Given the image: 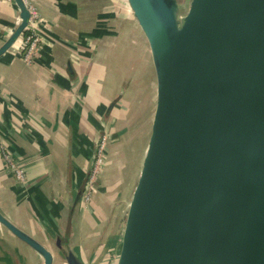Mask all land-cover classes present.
Instances as JSON below:
<instances>
[{
  "label": "water",
  "instance_id": "water-1",
  "mask_svg": "<svg viewBox=\"0 0 264 264\" xmlns=\"http://www.w3.org/2000/svg\"><path fill=\"white\" fill-rule=\"evenodd\" d=\"M14 1L21 24L0 57L30 24L25 0ZM128 2L150 47L155 98L103 264H264V0ZM0 224L54 263L1 211ZM68 230L57 237L66 264H87Z\"/></svg>",
  "mask_w": 264,
  "mask_h": 264
},
{
  "label": "crops",
  "instance_id": "crops-1",
  "mask_svg": "<svg viewBox=\"0 0 264 264\" xmlns=\"http://www.w3.org/2000/svg\"><path fill=\"white\" fill-rule=\"evenodd\" d=\"M29 3L39 19L35 56L26 61L28 45L23 37L31 34L26 30L20 43L0 57V211L51 250L53 264L58 257L66 263L55 244L58 236L67 240L71 226L68 237L74 239L80 258L87 264H103L114 244L110 240L115 228L109 241L103 242L98 233L92 238L101 218L83 219L82 205L74 218L72 206L89 177L97 140L110 130L115 136L110 150L121 144L118 139L125 130L120 123L127 115L116 104L124 100L133 70L129 41L143 48L144 63L146 59L153 63L150 47L128 0ZM20 22L15 1L0 0V47ZM106 60L122 65L118 76L105 82ZM151 93L149 89L148 99ZM121 195L119 213L128 203V192ZM42 261L0 224V264Z\"/></svg>",
  "mask_w": 264,
  "mask_h": 264
},
{
  "label": "rangeland",
  "instance_id": "rangeland-1",
  "mask_svg": "<svg viewBox=\"0 0 264 264\" xmlns=\"http://www.w3.org/2000/svg\"><path fill=\"white\" fill-rule=\"evenodd\" d=\"M179 1L182 8L186 10L191 0ZM137 39H139V37ZM129 44L130 48L132 47V50H134L132 57L133 68H131L132 64L130 65V71L133 70L131 76L128 78L127 91L125 88L126 86L124 84V86H122V92L126 91L124 94L125 98L124 100L122 98L116 104V107L123 112L125 116L127 115V119H124L120 123V127H124L125 131L120 132L118 143L121 144L113 149L114 151L110 150V144L115 139V136L110 130H107L108 135L104 133L97 140L95 154L90 164V185L88 190L84 193L82 200L84 211V215L82 214L83 219L85 218L87 220L88 218L89 220L91 219L90 216H92L95 220V216L97 217V215L101 218V221L92 229L93 233H95L92 238H95L96 235L99 234L103 242L110 240L109 236H111L110 234L113 233L117 225L114 222H117L119 216V202L122 198L121 194L124 192L127 193L135 183V176L137 178L143 156L140 155V157H138L137 148H139L138 146L140 143L143 144L145 133L147 134L149 130V126L146 127L149 122L147 118L149 119L148 116L151 114V109H153L155 98L156 72L154 65L151 61L149 64L148 59L145 60V63L143 62V48L134 44L133 39H130ZM146 56L148 55L146 54ZM104 64L109 68V76L106 78L104 77L105 82L118 76L117 72L121 68L122 63L116 65L112 61L110 64V60H106ZM149 80H151L150 85ZM149 89H151L152 92L150 99H148L147 95ZM143 90H145V94ZM123 105L126 107H122ZM103 179L105 180L104 182L102 181ZM97 208L99 211L96 210ZM104 213L106 217L102 219ZM92 225L94 226V224ZM58 248L59 246L56 241L55 249L58 250ZM43 262L44 261H42L41 264H43ZM55 264L66 263L63 259L58 257Z\"/></svg>",
  "mask_w": 264,
  "mask_h": 264
},
{
  "label": "built area",
  "instance_id": "built-area-1",
  "mask_svg": "<svg viewBox=\"0 0 264 264\" xmlns=\"http://www.w3.org/2000/svg\"><path fill=\"white\" fill-rule=\"evenodd\" d=\"M25 2L31 11V20H30L29 27L27 28V30H29L31 32V34H29L27 37L22 35L20 38H22L24 36L23 37V41H24L23 44L28 45L26 61L30 62V61H32V58L35 56V53H36V50L38 47L39 38L37 37L36 29L38 28L39 19H38V15L36 14L35 8L30 5L29 0H25ZM18 174H19V178L22 179L23 173L18 172ZM90 176H91V173L89 174L88 183H87V187H86L85 192L88 190L89 185H90Z\"/></svg>",
  "mask_w": 264,
  "mask_h": 264
},
{
  "label": "bare ground",
  "instance_id": "bare-ground-1",
  "mask_svg": "<svg viewBox=\"0 0 264 264\" xmlns=\"http://www.w3.org/2000/svg\"><path fill=\"white\" fill-rule=\"evenodd\" d=\"M20 24H21V22H20ZM20 24H19V25H20ZM17 28H18V27H17ZM20 41H21V38L18 40V42L20 43Z\"/></svg>",
  "mask_w": 264,
  "mask_h": 264
},
{
  "label": "flooded vegetation",
  "instance_id": "flooded-vegetation-1",
  "mask_svg": "<svg viewBox=\"0 0 264 264\" xmlns=\"http://www.w3.org/2000/svg\"><path fill=\"white\" fill-rule=\"evenodd\" d=\"M89 173H90V168H89Z\"/></svg>",
  "mask_w": 264,
  "mask_h": 264
},
{
  "label": "trees",
  "instance_id": "trees-1",
  "mask_svg": "<svg viewBox=\"0 0 264 264\" xmlns=\"http://www.w3.org/2000/svg\"><path fill=\"white\" fill-rule=\"evenodd\" d=\"M89 178V177H88Z\"/></svg>",
  "mask_w": 264,
  "mask_h": 264
}]
</instances>
